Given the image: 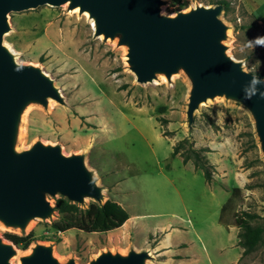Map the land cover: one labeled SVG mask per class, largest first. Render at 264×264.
Segmentation results:
<instances>
[{
	"label": "rangeland",
	"instance_id": "obj_1",
	"mask_svg": "<svg viewBox=\"0 0 264 264\" xmlns=\"http://www.w3.org/2000/svg\"><path fill=\"white\" fill-rule=\"evenodd\" d=\"M162 1L161 15L174 16L197 6L214 7L220 0ZM223 1L227 9L219 19L228 27L226 54L244 71L259 74L264 47H250L248 41L264 36V0ZM90 24L88 15L67 10V5L8 14L3 45L17 63L38 67L49 76L64 100H50L47 109L30 104L22 114L15 149L20 152L39 141L59 146L65 156L83 155L102 188V203L113 200L135 217L126 227L106 233H57L51 228L57 213L49 220L31 221L23 232L0 223L5 242L11 243L5 239L8 233L31 235L33 240L27 250L14 246L16 256L10 263L18 264L38 244L51 246L62 263L72 259L88 264L104 252L126 255L134 250L150 253L147 264H229L226 232L217 221L226 194L212 193L202 172L191 162L183 164L179 155L171 157V152L186 138L195 149H224L229 165L236 167L238 161L248 168L249 180L231 196L223 216L226 219L229 210L232 218L248 212L256 215L252 224L264 229V158L249 111L216 97L200 104L188 129L186 75L137 83L126 63V48L116 40L94 37ZM57 198L47 196L52 206ZM92 202L87 198L81 206ZM240 257L235 264H264V233L254 251Z\"/></svg>",
	"mask_w": 264,
	"mask_h": 264
},
{
	"label": "water",
	"instance_id": "obj_2",
	"mask_svg": "<svg viewBox=\"0 0 264 264\" xmlns=\"http://www.w3.org/2000/svg\"><path fill=\"white\" fill-rule=\"evenodd\" d=\"M162 0H0V223L24 231L35 220H49L56 212L47 199L62 197L81 206L85 199L103 204V191L87 169L83 155L65 156L59 146L37 141L16 151L22 114L30 104L48 108L53 100L64 104L59 89L41 69L16 62L3 45L9 31L8 14L43 5L87 13L94 37L116 40L126 48V63L137 83L167 81L183 72L189 80L185 122L193 123L201 103L223 97L246 108L264 158V77L248 73L226 54L228 27L219 19L222 5L197 6L174 16L161 15ZM255 78V79H254ZM259 80L260 82H256ZM246 95L251 98H246ZM16 256L12 243L0 238V264ZM148 251L126 255L104 252L88 264H147ZM19 264H75L59 262L51 246L35 245Z\"/></svg>",
	"mask_w": 264,
	"mask_h": 264
},
{
	"label": "trees",
	"instance_id": "obj_3",
	"mask_svg": "<svg viewBox=\"0 0 264 264\" xmlns=\"http://www.w3.org/2000/svg\"><path fill=\"white\" fill-rule=\"evenodd\" d=\"M217 4L222 5L223 11L227 9V3L225 1L220 0L215 3V5ZM260 22L264 30V15L261 17ZM255 75L264 77V70ZM163 110L161 109V112ZM185 145H187V148H185ZM209 151L208 147L195 149L184 138L172 146L171 157L179 155L183 164L191 162L196 170L202 172L204 181L209 184L213 181L214 174V168L205 155ZM238 191V189H233L231 196ZM227 204L222 207V214ZM54 206L58 217L51 222V228L57 233H63L71 229H77L87 233H106L120 228L129 218L128 213L123 207L109 199L103 204L92 202L84 208L59 197L55 199ZM255 218L256 215L248 212H242L233 217V223L238 228L237 246L242 249L241 257L254 251L264 233L262 226L252 224ZM5 239L22 250H27L33 242L31 235H19L16 233L6 234Z\"/></svg>",
	"mask_w": 264,
	"mask_h": 264
},
{
	"label": "crops",
	"instance_id": "obj_4",
	"mask_svg": "<svg viewBox=\"0 0 264 264\" xmlns=\"http://www.w3.org/2000/svg\"><path fill=\"white\" fill-rule=\"evenodd\" d=\"M264 15V14H263ZM262 15V16H263ZM261 16V17H262ZM206 145H203L205 147ZM224 146V145H223ZM209 148V152L206 153V157L210 164L213 166L215 173L213 174V181L211 185L207 184V188L212 192V193H223L226 194V199L222 204H220V213L218 217V224L219 226L225 230L226 232V249L230 253V256L232 257L231 261L229 264H235V262L239 259L241 256V248L237 246L238 238H237V233H238V228L234 225L233 223V213L232 211H228V215L226 216L227 218L224 219V212L227 210L225 206V210H223V214L221 212L222 207L230 201L232 190L233 189H240L242 185L244 184L243 182H247L248 179V173L249 169L246 167H240L239 162L236 161V167L231 166L228 163L227 159V152L224 149H219L218 152H214L211 147ZM178 157V156H175ZM181 161L182 159L178 157ZM188 164V162L186 163ZM185 164V165H186ZM230 212V213H229ZM129 218L128 220L122 225V227H126L127 224L132 220L135 216H130L128 214ZM171 244V243H169ZM165 252V251H163Z\"/></svg>",
	"mask_w": 264,
	"mask_h": 264
},
{
	"label": "clouds",
	"instance_id": "obj_5",
	"mask_svg": "<svg viewBox=\"0 0 264 264\" xmlns=\"http://www.w3.org/2000/svg\"><path fill=\"white\" fill-rule=\"evenodd\" d=\"M248 45L250 47H253V48H255V47H264V36L253 37L251 40L248 41ZM256 82H260V81L256 80ZM261 97L264 98V93H261ZM246 98L250 99L251 97L246 95Z\"/></svg>",
	"mask_w": 264,
	"mask_h": 264
},
{
	"label": "bare ground",
	"instance_id": "obj_6",
	"mask_svg": "<svg viewBox=\"0 0 264 264\" xmlns=\"http://www.w3.org/2000/svg\"><path fill=\"white\" fill-rule=\"evenodd\" d=\"M72 11H76V9H74V10H72ZM82 15H87V13H83ZM87 17V16H86ZM90 22H91V27H92V29H93V22L90 20ZM94 30V29H93ZM10 50V49H9ZM11 51V50H10ZM152 83H154V81L152 82ZM19 264V263H18Z\"/></svg>",
	"mask_w": 264,
	"mask_h": 264
}]
</instances>
